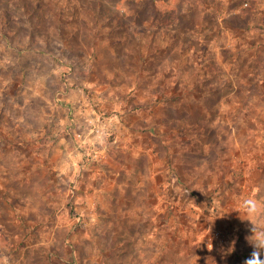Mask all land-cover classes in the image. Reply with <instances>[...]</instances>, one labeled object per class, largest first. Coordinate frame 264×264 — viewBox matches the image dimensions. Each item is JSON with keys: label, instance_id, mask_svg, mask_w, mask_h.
Returning <instances> with one entry per match:
<instances>
[{"label": "rangeland", "instance_id": "obj_1", "mask_svg": "<svg viewBox=\"0 0 264 264\" xmlns=\"http://www.w3.org/2000/svg\"><path fill=\"white\" fill-rule=\"evenodd\" d=\"M253 226L264 0H0V264H243Z\"/></svg>", "mask_w": 264, "mask_h": 264}, {"label": "clouds", "instance_id": "obj_2", "mask_svg": "<svg viewBox=\"0 0 264 264\" xmlns=\"http://www.w3.org/2000/svg\"><path fill=\"white\" fill-rule=\"evenodd\" d=\"M245 217L257 216L261 212L260 205L255 199H245L240 206ZM252 235L246 237L251 238L253 251L250 256L244 260L243 264H264V230L253 226L251 228Z\"/></svg>", "mask_w": 264, "mask_h": 264}]
</instances>
